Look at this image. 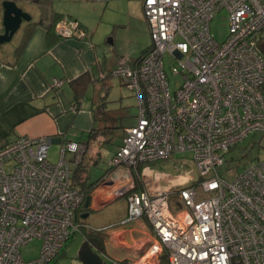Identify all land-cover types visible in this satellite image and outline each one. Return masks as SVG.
I'll return each mask as SVG.
<instances>
[{
  "label": "built area",
  "instance_id": "1",
  "mask_svg": "<svg viewBox=\"0 0 264 264\" xmlns=\"http://www.w3.org/2000/svg\"><path fill=\"white\" fill-rule=\"evenodd\" d=\"M142 9L151 46L136 63L119 58L110 73L133 92L138 109L135 126L108 163L110 170L124 169L115 196H127L126 221L147 222L166 264H264V161L247 165L231 182L217 172L239 143L264 134V57L256 38L264 35V1L143 0ZM222 10L228 36L218 44L209 23ZM54 32L60 40L88 37L69 17ZM166 56L176 62L168 64L170 72L180 77L172 94ZM63 85L52 81L53 89ZM49 148L47 138L25 137L0 149V264H51L82 231L76 213L86 198L71 164L81 163L85 148L63 144L57 164L48 161ZM185 153L192 154L194 185L175 193L136 191L141 165ZM33 240L41 241V250L26 261L21 251ZM152 257L104 264H156Z\"/></svg>",
  "mask_w": 264,
  "mask_h": 264
},
{
  "label": "crops",
  "instance_id": "2",
  "mask_svg": "<svg viewBox=\"0 0 264 264\" xmlns=\"http://www.w3.org/2000/svg\"><path fill=\"white\" fill-rule=\"evenodd\" d=\"M139 1L142 9L143 0ZM52 15L73 17L62 13ZM141 16L146 25L149 44L138 57H128L133 63L138 62L151 46L148 24L144 15ZM23 23L12 38L17 36L16 44L11 49L0 45V149L20 138H47L50 146L78 143L85 148V153L87 151L84 159L91 157L93 152L94 157L99 158L98 147L101 142L108 143L115 131H122L121 143L112 153V158L123 144L126 129L135 126L137 122L136 114L135 122L127 123V108L121 106L122 98L112 101L117 106L109 109L106 106L109 101L103 97L111 89L110 73L116 68L117 58L107 63L109 56L105 53L101 55L97 46L91 42L92 34L80 22L88 35L85 40H59L54 31H47L41 24L30 26V22ZM53 80L64 81V85L59 90L53 89ZM115 80L121 87H125L118 78ZM91 90L93 95L96 94V100L91 99L88 103L87 97ZM127 91L137 108L133 92ZM95 107H98L94 116L96 123L92 122L87 127L89 122L81 112H92ZM77 130L86 133L85 141L82 140L83 136L76 140ZM155 163L139 167L134 177L136 191L145 187L157 189L160 181L170 183L184 179L182 175H166ZM123 171V168L110 170L107 165L106 172L93 184L87 183L86 176L84 180L79 177L77 183L74 181L76 187L79 184L81 188L78 189L84 194L88 193L90 199L89 206L85 208L84 201L76 213L77 222L87 229L80 235L83 240L86 236L101 242L100 257L103 263L107 258L129 262L154 256L152 258L156 264H166L162 260L165 253L147 222L144 219L126 221L127 198L115 196ZM172 198V211L177 213L180 211L178 201Z\"/></svg>",
  "mask_w": 264,
  "mask_h": 264
},
{
  "label": "rangeland",
  "instance_id": "3",
  "mask_svg": "<svg viewBox=\"0 0 264 264\" xmlns=\"http://www.w3.org/2000/svg\"><path fill=\"white\" fill-rule=\"evenodd\" d=\"M140 4L139 0H111L106 4L90 0H27L23 3L17 2V5L22 6L23 11L31 16L32 22L37 24H45L47 18L52 13L71 14L73 19L75 18L92 34L91 42L97 46L101 55L105 53L109 56L107 63L111 59L117 58L115 64H117L119 57H138L141 51L149 44V37L146 35V25L141 16L143 14ZM23 25H26V23H23ZM209 30L211 36L218 44H223L226 41L228 36V14L225 10L213 16L209 23ZM16 40L17 36L10 42L3 44V46L9 50L16 44ZM164 62L166 63L165 72L169 80V90L172 94L180 83V77L173 76L168 67V64L175 65L176 62L168 56H166ZM110 84L111 89L108 91V95L104 94L103 96L105 97L104 99L109 101L106 104L107 108H115L117 104L112 103V101L122 98L121 106L127 108V123H134L137 108L133 98L130 97L129 91L125 87H121L113 77L110 78ZM92 95L93 90L90 91L87 97L88 103L91 99H93L92 101L96 100V94L93 95L94 97ZM97 109L98 107H95L92 112H88L87 110L81 112L87 117V122H89L87 127L92 122L96 123L94 116H96L95 112H97ZM75 136L76 140L81 138V136H83V141L86 140V133H82L79 130L76 131ZM121 136L122 131H115L110 136L108 143L101 142L98 147L99 158L94 157L93 154L95 153L93 152L91 157L89 156V158L84 159L87 154L86 151L82 156L81 167L71 164L73 181L76 180L77 183L79 177L81 180H84L85 176L88 178L86 180L88 184L98 181L106 172L112 153L117 150V146L121 143ZM101 138H104V136H101ZM60 151L61 145L50 146L48 150V161L50 164H57L59 162ZM70 158L67 155L66 160L70 161ZM95 161H97L96 164H94ZM257 161H264V134L262 133L249 135L243 142L228 152L225 155V164L217 167V172L225 181L231 182L234 176L243 168ZM183 162H186V164L182 165ZM155 164L168 176H184V179L178 182L168 183L160 181L158 189L164 192L190 187L198 180L195 167L192 163L191 153L175 155L169 159L158 161ZM77 188H81V186L77 184ZM82 242L81 235L76 234L67 242L66 246L62 248L59 255L51 264H81L77 260L76 254ZM41 245L40 240H33L23 248L21 252L24 260L36 259L39 256Z\"/></svg>",
  "mask_w": 264,
  "mask_h": 264
},
{
  "label": "water",
  "instance_id": "4",
  "mask_svg": "<svg viewBox=\"0 0 264 264\" xmlns=\"http://www.w3.org/2000/svg\"><path fill=\"white\" fill-rule=\"evenodd\" d=\"M1 8V27L3 33L0 34V45H3L11 41L23 22L29 23L32 18L19 8L13 0H3L1 2ZM89 200V197H87L85 200V208L89 206ZM101 251V242L96 238L89 237L80 245L76 258L81 264H104L100 257Z\"/></svg>",
  "mask_w": 264,
  "mask_h": 264
},
{
  "label": "trees",
  "instance_id": "5",
  "mask_svg": "<svg viewBox=\"0 0 264 264\" xmlns=\"http://www.w3.org/2000/svg\"><path fill=\"white\" fill-rule=\"evenodd\" d=\"M15 1L16 3L17 2H21V0H13ZM24 2L27 1V0H23ZM18 6V5H17ZM19 8H22V6H18ZM1 18H2V8H1V4H0V33H3V30H2V27H1ZM62 17L60 16H56V15H52L50 16L45 24H41L42 26H44V28L49 31V32H52L54 31V26L55 24L61 19ZM28 25L32 26V25H37V23H34V22H30ZM55 33V32H54ZM55 36L60 40V38L55 34ZM257 48H258V51L259 53L262 55V57H264V35H260V36H257ZM262 91H264V86H262L261 88ZM234 149V148H233ZM77 167H81V164H79ZM75 184V183H74ZM76 185V184H75ZM88 187V186H87ZM137 189V188H136ZM88 193L85 194V198L87 197ZM127 198V196H126ZM73 238V237H72ZM162 260L163 261H166V255H163L162 257Z\"/></svg>",
  "mask_w": 264,
  "mask_h": 264
},
{
  "label": "flooded vegetation",
  "instance_id": "6",
  "mask_svg": "<svg viewBox=\"0 0 264 264\" xmlns=\"http://www.w3.org/2000/svg\"><path fill=\"white\" fill-rule=\"evenodd\" d=\"M3 1V0H2ZM82 231L79 233V234H82V232H84V231H87V229H86V227L84 226V225H82ZM89 238V237H88ZM86 236L84 237V240H86V239H88ZM83 240V241H84Z\"/></svg>",
  "mask_w": 264,
  "mask_h": 264
}]
</instances>
